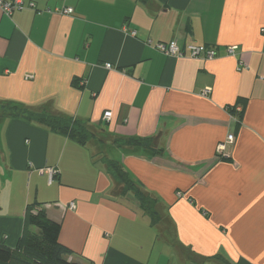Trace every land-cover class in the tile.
Returning <instances> with one entry per match:
<instances>
[{
  "label": "crops",
  "instance_id": "1",
  "mask_svg": "<svg viewBox=\"0 0 264 264\" xmlns=\"http://www.w3.org/2000/svg\"><path fill=\"white\" fill-rule=\"evenodd\" d=\"M22 2L0 11V102L49 106L100 133L83 147L0 113V241L35 232L25 212L38 204L79 264H264V0ZM172 41L217 56L155 49ZM134 137L163 153L113 144ZM102 157L153 199L158 222L117 193Z\"/></svg>",
  "mask_w": 264,
  "mask_h": 264
},
{
  "label": "trees",
  "instance_id": "2",
  "mask_svg": "<svg viewBox=\"0 0 264 264\" xmlns=\"http://www.w3.org/2000/svg\"><path fill=\"white\" fill-rule=\"evenodd\" d=\"M228 110L231 113L235 112L234 107ZM0 113L7 118L20 119L48 132L58 134L83 147L90 146L100 133L88 123L76 120L49 106L30 107L15 102L1 101ZM113 144L124 153H135L142 150L147 159H153L164 151L157 148L156 137H134L114 141ZM99 162L104 173L113 181L117 193L125 196L132 192L137 197L141 208L150 213L152 222H158L156 213L150 212L154 204L153 199L139 188L129 173L117 162L105 157L100 158ZM37 205H29L25 212V225L27 228H34L35 232L25 230L13 248L0 241V264H79L68 259L72 252L58 241L60 224L48 219L42 210L34 212Z\"/></svg>",
  "mask_w": 264,
  "mask_h": 264
},
{
  "label": "built area",
  "instance_id": "3",
  "mask_svg": "<svg viewBox=\"0 0 264 264\" xmlns=\"http://www.w3.org/2000/svg\"><path fill=\"white\" fill-rule=\"evenodd\" d=\"M23 2L22 0H0V11L6 15H10L14 10H20L22 8ZM30 7H33L32 4L29 5ZM61 13L66 15H71L73 13L72 9L66 8L62 9ZM132 35H135V33H132ZM155 49L168 57H182L184 55V52L188 53V56L193 59L197 58H203L205 60H212L217 56L216 50L212 47H206V46H198V45H187L184 48H180L175 41L169 42V43H159L155 46ZM236 50L235 46H231L227 48L228 54H233ZM107 68L110 66L107 65ZM235 113H239L241 109L239 107H234ZM103 119L109 121L111 119V112H106L103 115ZM234 141V138L232 135H228L223 143H220L217 146V155L222 156L225 152V147L227 145L232 144ZM45 174L47 175V182L48 184H52L55 177L57 176V172L52 169L48 168L45 171ZM71 209H74L73 205L70 204L69 206Z\"/></svg>",
  "mask_w": 264,
  "mask_h": 264
},
{
  "label": "rangeland",
  "instance_id": "4",
  "mask_svg": "<svg viewBox=\"0 0 264 264\" xmlns=\"http://www.w3.org/2000/svg\"><path fill=\"white\" fill-rule=\"evenodd\" d=\"M103 140V139H102Z\"/></svg>",
  "mask_w": 264,
  "mask_h": 264
}]
</instances>
